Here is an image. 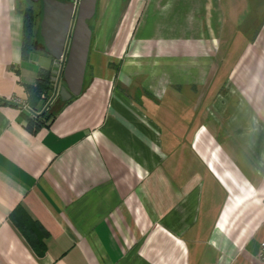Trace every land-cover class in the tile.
I'll use <instances>...</instances> for the list:
<instances>
[{
  "label": "crops",
  "instance_id": "crops-1",
  "mask_svg": "<svg viewBox=\"0 0 264 264\" xmlns=\"http://www.w3.org/2000/svg\"><path fill=\"white\" fill-rule=\"evenodd\" d=\"M24 11L0 0V264H264V0H98L83 90L36 131Z\"/></svg>",
  "mask_w": 264,
  "mask_h": 264
},
{
  "label": "water",
  "instance_id": "water-1",
  "mask_svg": "<svg viewBox=\"0 0 264 264\" xmlns=\"http://www.w3.org/2000/svg\"><path fill=\"white\" fill-rule=\"evenodd\" d=\"M97 1L42 0L41 35L48 54L32 53L30 57L41 68L50 70L55 86L41 113L57 97L67 102L82 92L93 35L89 21L96 13ZM0 101L10 102L2 97Z\"/></svg>",
  "mask_w": 264,
  "mask_h": 264
},
{
  "label": "trees",
  "instance_id": "trees-1",
  "mask_svg": "<svg viewBox=\"0 0 264 264\" xmlns=\"http://www.w3.org/2000/svg\"><path fill=\"white\" fill-rule=\"evenodd\" d=\"M32 8H27L24 11V29H23V45L25 52H31V48L35 42V27H36V17ZM27 90L30 97H36L43 100V104H47L45 97L49 99L53 95L54 82L52 81V74L50 70L44 69L40 73V77L36 84L27 85ZM58 102H64L60 97L57 98ZM0 103H13L12 101H0ZM32 110V115L24 114L27 120V126L30 130L36 131L40 127L46 125L48 120L51 119L53 111L47 109L45 113L36 112V110L30 106ZM13 222L22 231L25 237L30 241L33 247L36 249L38 254H44L46 251V244L44 242V236H41L38 229V225L22 210L18 209L13 214Z\"/></svg>",
  "mask_w": 264,
  "mask_h": 264
},
{
  "label": "rangeland",
  "instance_id": "rangeland-1",
  "mask_svg": "<svg viewBox=\"0 0 264 264\" xmlns=\"http://www.w3.org/2000/svg\"><path fill=\"white\" fill-rule=\"evenodd\" d=\"M16 1V9L18 10H26L27 8H32L33 10H35V12H37V18H36V36H35V44L37 45V51H40L41 49H44V42L42 39V36L40 35V31H39V27H40V21H41V3L40 2H32L31 0H15ZM230 86L226 85V83L222 84V88L219 89L220 94H224L226 95V93H228ZM233 89V88H232ZM45 99L47 101H49L50 99L48 97H45ZM213 101V98L212 100ZM48 103V102H47Z\"/></svg>",
  "mask_w": 264,
  "mask_h": 264
},
{
  "label": "flooded vegetation",
  "instance_id": "flooded-vegetation-1",
  "mask_svg": "<svg viewBox=\"0 0 264 264\" xmlns=\"http://www.w3.org/2000/svg\"><path fill=\"white\" fill-rule=\"evenodd\" d=\"M42 20V19H41ZM40 23H41V21H40ZM43 52H38V54H40V55H47L48 54V52L46 51L47 49H46V47H44V49H41Z\"/></svg>",
  "mask_w": 264,
  "mask_h": 264
},
{
  "label": "built area",
  "instance_id": "built-area-1",
  "mask_svg": "<svg viewBox=\"0 0 264 264\" xmlns=\"http://www.w3.org/2000/svg\"><path fill=\"white\" fill-rule=\"evenodd\" d=\"M261 256H262V258L264 259V241L262 242Z\"/></svg>",
  "mask_w": 264,
  "mask_h": 264
}]
</instances>
